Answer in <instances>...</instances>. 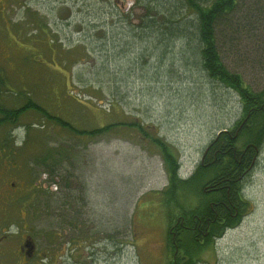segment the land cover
I'll list each match as a JSON object with an SVG mask.
<instances>
[{"label": "rangeland", "instance_id": "obj_1", "mask_svg": "<svg viewBox=\"0 0 264 264\" xmlns=\"http://www.w3.org/2000/svg\"><path fill=\"white\" fill-rule=\"evenodd\" d=\"M146 6L147 0H8L16 44L3 98H33L81 131L123 122L149 135L128 125L80 135L39 114L23 115L18 133L22 139L32 126V141L17 157L16 177L30 174L33 189L8 207L5 217L15 223L8 243L25 228L37 245L31 264H166L174 247L178 264H264V141L244 182L241 221L216 240L211 229L197 256H185L196 245L198 221L192 226L188 218L208 203L206 187L219 172L203 159L205 150L220 131L241 133L249 117L234 91L207 79L188 43L145 28ZM257 49L253 41L227 45L222 57L260 92L264 50ZM248 135L239 137L240 152ZM154 138L169 145L187 180L170 206L163 195L169 173ZM33 157L41 161L29 167ZM168 206L175 212L169 236Z\"/></svg>", "mask_w": 264, "mask_h": 264}, {"label": "trees", "instance_id": "obj_2", "mask_svg": "<svg viewBox=\"0 0 264 264\" xmlns=\"http://www.w3.org/2000/svg\"><path fill=\"white\" fill-rule=\"evenodd\" d=\"M145 10L147 16L142 21L145 28L152 29L163 37L181 38L188 43L191 50L197 55L198 62L207 79L227 90L234 91L242 103V113L249 117L248 122L242 126L241 133H237V131L232 133L229 130L220 131L205 150V153L208 152L205 160L211 162L208 165L219 168L218 176L213 182H216L220 189L218 192L208 195V203L199 205L194 212L196 216H193V219L188 218L192 226L198 220L195 237L191 238L196 245L192 244L185 255L190 262L197 256V250L209 241L206 236L211 229L213 230L210 235L215 232L216 236L213 239L216 240L221 233L233 228L241 221L248 206L244 195V182L250 173L248 169L250 170L255 163L257 151L264 141V120L258 118L260 115L264 116V110L261 109L264 105V90L255 92L245 83L242 75L232 72L223 61L222 50L227 45L241 47L250 41L256 44L257 50L259 48L264 50V0H147ZM154 16L161 18L156 20ZM137 28L140 29L139 31H143L142 27L137 26ZM192 41L196 42L194 47L190 44ZM257 98L263 99L261 108L258 107ZM37 110L42 119L54 122L75 134L102 135L128 125L138 127L146 136H149L141 126L123 122L109 124L92 131H81L68 121L52 116L44 110L40 111L39 108ZM257 120L258 126L256 125ZM239 125L240 123L236 130ZM258 127H261L259 131ZM242 134H247L249 138L248 145L240 152L237 143ZM152 140L159 146L167 165L170 183L163 195L170 206L174 202L175 191L179 190L180 183H185L187 180L182 178L181 163L177 157L172 155L169 145L158 138ZM30 141H32V137ZM60 154L62 152L57 151V156L60 157ZM52 158V162L59 161L58 157ZM200 167L208 168L203 164H200ZM200 167L198 166V168ZM169 206L167 212L168 236L175 220V212L170 210ZM179 223L180 221L175 225ZM204 241L206 243H203ZM198 242L202 244H198ZM170 251H172L173 257L166 264H178L176 261L178 253L175 247L174 250L172 248L168 252L170 253Z\"/></svg>", "mask_w": 264, "mask_h": 264}, {"label": "flooded vegetation", "instance_id": "obj_3", "mask_svg": "<svg viewBox=\"0 0 264 264\" xmlns=\"http://www.w3.org/2000/svg\"><path fill=\"white\" fill-rule=\"evenodd\" d=\"M7 3L8 0H0V223L5 225L0 226V264H31L37 256V245L28 234H25V228L17 233L19 235L17 243H8L10 235L14 233L11 226L15 223L7 219L5 214L8 215L7 210L10 209L8 207L12 202L20 201L21 198L30 194L33 189L31 180L27 178L30 174L23 176L22 179L16 177V175H20L17 157L19 158L27 147H31L30 137H32L31 126L25 136L22 139L20 138L18 133L19 120L29 112L39 114L38 108L41 109L40 111L44 110L48 113L49 111L45 107L39 106L33 98H3V86L7 87L5 84L6 74L8 75L7 64L11 60L10 45L15 46L16 44L15 40H12L15 37L14 24L8 17H5ZM5 32L7 35L9 33L13 34V36L11 38L6 37ZM207 154L208 152L205 153L203 159L206 158ZM40 161L34 157L29 158L26 161L29 163L26 165L31 167V165L34 166L35 163ZM44 175L46 176L44 179H46L48 175L46 173ZM35 186H38L37 182ZM206 188V192L209 194L218 192L220 189L217 183L213 181ZM44 193L47 194L48 190H44ZM27 245L31 247V250L28 249Z\"/></svg>", "mask_w": 264, "mask_h": 264}, {"label": "water", "instance_id": "obj_4", "mask_svg": "<svg viewBox=\"0 0 264 264\" xmlns=\"http://www.w3.org/2000/svg\"><path fill=\"white\" fill-rule=\"evenodd\" d=\"M27 247H28V249H30V250H31V247H30L29 245H27Z\"/></svg>", "mask_w": 264, "mask_h": 264}]
</instances>
